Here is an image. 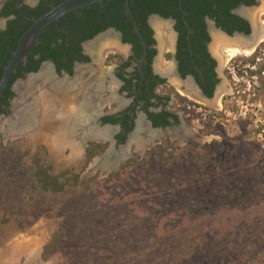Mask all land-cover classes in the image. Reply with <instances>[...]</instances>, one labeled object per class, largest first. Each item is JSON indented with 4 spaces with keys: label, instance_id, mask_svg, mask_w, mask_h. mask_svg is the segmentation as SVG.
Masks as SVG:
<instances>
[{
    "label": "rangeland",
    "instance_id": "rangeland-1",
    "mask_svg": "<svg viewBox=\"0 0 264 264\" xmlns=\"http://www.w3.org/2000/svg\"><path fill=\"white\" fill-rule=\"evenodd\" d=\"M169 94L180 126L148 147L102 142L107 153H124L119 161L109 153L86 164L78 147L73 164L71 144L56 157L49 136L9 130L18 93L10 116L0 117V142L13 144L0 148V264H29L28 248L38 264H264V131L238 140L242 121L224 115V106L220 115L205 113ZM21 139L31 146L29 158L42 145L54 174L74 171L83 185L40 195ZM59 229L57 250L43 261Z\"/></svg>",
    "mask_w": 264,
    "mask_h": 264
},
{
    "label": "flooded vegetation",
    "instance_id": "flooded-vegetation-1",
    "mask_svg": "<svg viewBox=\"0 0 264 264\" xmlns=\"http://www.w3.org/2000/svg\"><path fill=\"white\" fill-rule=\"evenodd\" d=\"M7 1L0 0V13ZM44 1L46 0H20L16 8L25 6L34 9ZM236 1H238L237 4H234V1L230 3L227 15L221 11L218 14H204L201 23L193 27L187 23L181 9V26L172 17L164 18L156 13L148 15L146 24L152 43L147 44L144 40L146 45L144 59L142 57L143 49L133 26L131 31L133 37L138 39L139 53H136L132 43L123 41L122 31L115 27H107L96 33L91 39L84 40L79 44V55H76L70 68L58 71L57 64L52 59L45 60L41 62L37 72L26 74L16 81H19L18 86L24 85L29 77H36L43 67H48L53 83L60 84L66 81L70 85H67V89L71 90L70 93H77V105L82 102L83 92H92L95 99L98 100L93 117L90 118L84 114L85 120L83 121L87 122L86 126L82 124L68 139L82 147V158L83 141L87 139L86 137L95 140L87 141V147L89 143L105 146L104 151L94 158L103 155H106L105 158H107V155L112 153L116 154L117 161H119L124 157V153H116L112 147L107 153V148L109 145L123 146L130 139L135 143L133 136L136 133L139 120L146 126V133L147 131L156 133L157 138L150 146L155 144L156 140H160L162 136L167 135L170 128L180 126L178 114L169 108L170 91L183 97L187 102L191 101L192 103H188H191L194 109H201L205 113L220 115L217 109L224 106V115L227 112L230 116L236 115L244 126L254 130L264 118V13L260 11L264 0H255L253 5H245L240 0ZM213 7V10L216 11V6ZM74 16L73 20L75 21H80L83 17L80 11ZM154 17H158L164 22L171 20L173 24L162 23L159 20H154ZM13 18V16L7 18L0 16V32L6 30L7 23ZM64 22L65 20L59 19L56 27L59 31L67 34L69 28H73V24L63 25ZM159 30L163 34H167L163 46L159 41ZM179 30L186 32L187 39L194 32H202L206 39L201 45L193 47L191 43L179 40ZM212 33L224 36L227 44L214 45ZM259 36H261L260 39H258ZM255 39L258 41L252 43ZM109 40H116L119 50L105 49ZM61 42L62 40L59 39L58 43ZM65 47H68L67 44ZM111 58H119V60ZM169 67L172 69L171 75L167 72ZM173 79L179 85L175 86ZM14 83L10 87L14 97L10 99L9 105L4 107L7 114L0 115L4 118L10 116L13 100L18 96V93L16 94L13 89ZM185 83L189 84V89L185 87ZM59 87L60 91L56 92L57 95H60L64 89L62 86ZM190 94L196 98H190ZM70 97L76 98L74 94ZM63 105L69 107L72 102L68 100V103ZM65 108L67 109V107ZM168 113L173 117L166 118L169 123L167 126L154 127L149 119V115ZM106 118L113 119L116 123H105L104 119ZM125 120L128 121V125H132L129 133H126L124 128L123 121ZM257 122L261 123L255 124ZM91 125L98 131H107L108 137L86 136L84 133L91 129ZM143 136V134L139 135L138 138L146 137ZM120 137L125 138L124 143L120 142ZM106 140L109 143L107 146L102 143ZM87 147L84 149V159Z\"/></svg>",
    "mask_w": 264,
    "mask_h": 264
},
{
    "label": "trees",
    "instance_id": "trees-1",
    "mask_svg": "<svg viewBox=\"0 0 264 264\" xmlns=\"http://www.w3.org/2000/svg\"><path fill=\"white\" fill-rule=\"evenodd\" d=\"M19 1L20 0H8L0 13V16L3 18L9 16L14 17L7 23L6 30L0 32V79L4 71V66H6L12 58L20 37L30 27L33 20L39 18L51 7L64 0H46L34 9L25 6L17 9L16 5ZM232 1H234V4L238 3L236 0H182V10L187 23L193 27L201 23L204 14H218V12L221 11L224 15H227L228 8ZM241 1L245 5H253L255 2V0H240V2ZM129 5L147 44L152 43L150 32L146 24L148 15L156 13L164 18L172 17L178 22V25L181 26V11L178 0H129ZM213 6H216V11L213 10ZM79 11L83 15V21L73 20V18H75V13ZM60 20H65L63 25L73 24V28H69L68 33L64 34L57 29V22H54L41 33L27 58L17 66L16 72L12 75L9 83L0 94V115L7 114L4 107H7L10 99L14 97L10 87L17 79L23 78L26 74L37 72L41 62L45 60L52 59L57 64L58 71L70 68L76 55H79V44L84 40L91 39L96 33L107 27H115L122 31L123 41L132 43L136 49V53L140 51L138 39L137 37H133L131 31L132 24L125 15L124 0H106L102 3L68 13L60 18ZM227 31L230 32L229 29H227ZM179 33V40L181 42L191 43L193 47L201 45L206 39L202 32H194V34L189 35L188 39L185 31L179 30ZM59 39L62 40L60 44L58 43ZM66 40H68V42H66ZM66 44L68 47H65ZM62 60H64V62H62ZM117 60H119V58ZM169 116L172 115L170 113L156 116L149 115V119L154 127L167 126L169 123L166 121V118ZM104 122L116 123L115 120L110 118L104 119ZM123 124L126 133H129L132 129V125H128V121L126 120L123 121ZM238 129L240 133L238 135V137H240L238 140L240 139L243 141V138H248L249 134L252 132L255 136L261 134L264 131V124H260L256 126L254 130H250V128L248 129V127L241 123ZM124 141L125 138L120 137V142L124 143ZM248 143H250V141ZM190 144L194 149H199L200 147L195 142H190ZM12 145L13 144H8L7 147H4L0 142V148L4 150L10 151ZM17 145L21 148L24 146L26 147L23 158H26L31 166L30 177L40 195L60 194L83 185L80 176L71 170H64L54 174L52 163L44 146L37 145L36 153L29 158L28 154L31 147L29 143L21 139L17 141ZM104 148L105 146L102 144L89 143L85 152V163L88 164L95 156L100 155L104 151ZM171 149L175 151L178 147L173 146ZM151 152L153 154L155 153L154 150H151ZM169 155V157H171V154ZM61 238L62 230L59 229L52 236L49 243L43 247L41 252V259L43 261L49 260L55 254Z\"/></svg>",
    "mask_w": 264,
    "mask_h": 264
},
{
    "label": "bare ground",
    "instance_id": "bare-ground-1",
    "mask_svg": "<svg viewBox=\"0 0 264 264\" xmlns=\"http://www.w3.org/2000/svg\"><path fill=\"white\" fill-rule=\"evenodd\" d=\"M260 11L264 13V3L260 7ZM161 27L163 26L161 25ZM159 34V41L163 46L165 44V38L167 34H163L161 31L159 32ZM212 34L214 45L223 46L227 44L224 36L216 33ZM104 48L109 50H119L116 40L108 42ZM167 72L169 75L172 74L171 67L167 69ZM173 82L175 86L179 85V83L175 79H173ZM67 83L68 82L66 81L61 82L60 84L53 83L52 79L50 78L48 67H43V69L38 73L36 77H29L24 86L19 87L18 89L19 96L15 103L17 115L12 120V122H9V130L14 133H26L33 139L42 140V138L49 136V140H47V142L49 143V145H51L53 153L56 157H60V146H62L63 144H71V155L68 158V162L77 164V161L79 160L78 147L80 146L78 143H72V141L68 139L71 138L72 134L77 131V129L80 128L82 124L83 126H86L85 124H87V122L84 123L83 121L85 120V116H83L84 114L90 116V118L93 117L94 111L98 104V100L95 99V96H93L92 92H83L82 102L77 105V93H73L76 98H71L70 96H73V94L70 93L71 90L69 91L67 89V85H69ZM59 86H62L64 89L60 95H57L56 92H58V90L60 89ZM185 87L189 89L190 86L189 84L185 83ZM190 98L195 99L196 97L190 94ZM68 100H71L72 105H70L69 107L67 105L64 106L63 104L68 103ZM216 103L218 104V101H216ZM206 104L207 103H205V105ZM65 107H67V109ZM145 129L146 126L141 122V120H139L136 133L133 136V139L135 140L134 144H136L139 148L150 146L152 143H154L153 140L157 138L156 133H149L147 130L146 133ZM84 134L91 137L101 136V138H106L108 137L109 133L104 130L98 131L96 127L91 125V129L85 131ZM142 134L146 137L144 139L138 138V136ZM28 249V263L38 264L36 260L35 248ZM12 254L15 255L14 252H12Z\"/></svg>",
    "mask_w": 264,
    "mask_h": 264
},
{
    "label": "water",
    "instance_id": "water-1",
    "mask_svg": "<svg viewBox=\"0 0 264 264\" xmlns=\"http://www.w3.org/2000/svg\"><path fill=\"white\" fill-rule=\"evenodd\" d=\"M106 0H64L60 2L59 4L51 7L46 13L41 15L39 18L33 20L30 27L22 34L20 37L16 50L13 53L12 58L10 59L9 63L4 66V71L0 79V94L5 89L7 84L9 83L13 73L16 71L17 66L23 62L29 53L31 52L33 46L39 39L41 33L52 23L58 22L60 18L65 16L68 13H71L73 11L79 10L84 7H88L91 5H95L98 3H102ZM179 7L182 11V0H178ZM124 8L125 13L128 16V19L130 20L134 31L136 32V35L141 43L142 49H143V59L146 55V45L143 39V36L139 30V27L137 25V22L131 12L129 0H124ZM153 19V18H152ZM154 20H159L162 23H167L168 25L173 24L171 20L165 21L154 17ZM186 24V22H185ZM187 25V24H186ZM119 36V34H118ZM261 36L258 37L260 39ZM258 39H255L252 43H255L258 41ZM29 77V76H28ZM19 81H16L14 83V92L17 94V86ZM2 117V116H0ZM87 139H84L83 141V158H84V149L87 147V141H90V137H86ZM36 149V148H35ZM76 173V172H75Z\"/></svg>",
    "mask_w": 264,
    "mask_h": 264
}]
</instances>
